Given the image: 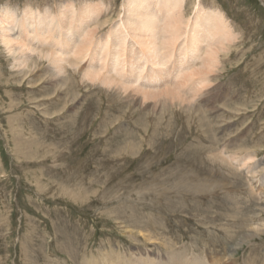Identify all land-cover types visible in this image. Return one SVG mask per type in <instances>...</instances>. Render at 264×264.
<instances>
[{"label":"rangeland","instance_id":"1","mask_svg":"<svg viewBox=\"0 0 264 264\" xmlns=\"http://www.w3.org/2000/svg\"><path fill=\"white\" fill-rule=\"evenodd\" d=\"M59 1L0 0V9L54 11L69 0ZM102 1L112 11L99 33L123 2ZM185 3L192 15L194 0ZM201 3L219 9L237 38L195 111L134 107L68 74L66 92L45 80L46 61L22 75L0 42V264H83L104 253L126 261L163 249L264 264V233L244 238L264 225V0ZM212 148L253 160L230 164Z\"/></svg>","mask_w":264,"mask_h":264},{"label":"bare ground","instance_id":"2","mask_svg":"<svg viewBox=\"0 0 264 264\" xmlns=\"http://www.w3.org/2000/svg\"><path fill=\"white\" fill-rule=\"evenodd\" d=\"M81 1L78 6L72 0L63 2L54 11L49 7L38 11L30 5L33 9L27 7L22 14L1 7L0 42L10 55L13 68L16 67L22 75H31L36 65L46 61L51 73L47 72L49 76L45 80L50 78L54 81L53 85L61 82V90L65 86L68 90L72 89L66 82L70 80H66L65 74H68L79 85L83 83L84 86L85 82L87 85H103L122 102H132L134 107L151 105L154 111L178 106L195 111V102L207 93L206 90L214 84L215 74L221 70V55H226L237 38L230 20L222 16L216 7L202 5L201 0H194L193 14L189 16L185 14V0H123L116 18L101 33L100 28L111 21L109 17L102 19V16L110 14L112 3ZM188 87L191 91L186 94ZM212 90L211 87V93ZM59 91L54 88V95L63 94ZM209 95H206L208 99ZM75 98L73 96L72 102ZM212 150L209 152L213 159L223 160L217 155L224 156L230 164L232 159L233 162L253 160L249 153L237 158L238 154L233 153L236 156L232 157V154H225L227 152L222 148L218 153ZM248 171L251 174L252 168ZM255 215L259 214L256 212ZM253 226L249 228L252 232L242 234L244 238L264 233V225ZM163 251H156L153 258L142 257L134 251L131 253L135 257L126 261L116 254L114 259H107L106 253L98 258L84 256L83 264H216L199 254L185 258V250Z\"/></svg>","mask_w":264,"mask_h":264}]
</instances>
